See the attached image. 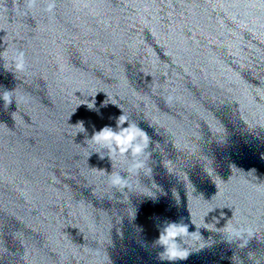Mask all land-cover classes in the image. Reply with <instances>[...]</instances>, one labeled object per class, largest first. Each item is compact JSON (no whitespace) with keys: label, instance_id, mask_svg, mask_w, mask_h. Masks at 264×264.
<instances>
[{"label":"clouds","instance_id":"1","mask_svg":"<svg viewBox=\"0 0 264 264\" xmlns=\"http://www.w3.org/2000/svg\"><path fill=\"white\" fill-rule=\"evenodd\" d=\"M38 0H23L22 8L25 14L36 7ZM57 0H50L47 3L45 13L49 15H53L56 9ZM7 53L0 55V58L6 56ZM24 52L18 51V54L13 57V64L16 72H23L25 70V60H24ZM0 99L4 101L6 107L12 104L13 95L12 91H5L3 96H0ZM169 101H172L173 97H168ZM16 102V101H15ZM106 106V104L102 105ZM126 117L121 115L119 117L118 123L116 127L120 128L119 132H114L111 127L105 126L100 131L96 132L92 139L97 143H107L111 146L112 142L118 147L120 153H125L129 149L135 154H139L142 152L143 146L141 144H134L133 142L138 136H142L143 133L134 125H129L127 128L121 127V125L125 124ZM82 124V122H80ZM146 139V137H145ZM137 168L140 167L138 163L136 165ZM123 183V178L119 175L115 176L113 179V184L121 185ZM230 235H240L239 229L231 228ZM187 233L186 226H178L176 224H170L163 233L159 235L158 243L163 246L164 251L160 254V259L167 260L175 264L177 261H182L187 259L189 253L187 250L182 249L178 243L176 238Z\"/></svg>","mask_w":264,"mask_h":264}]
</instances>
